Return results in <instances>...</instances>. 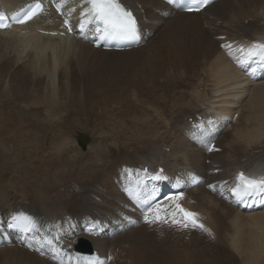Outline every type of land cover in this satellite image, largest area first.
Wrapping results in <instances>:
<instances>
[{"label":"bare ground","instance_id":"obj_1","mask_svg":"<svg viewBox=\"0 0 264 264\" xmlns=\"http://www.w3.org/2000/svg\"><path fill=\"white\" fill-rule=\"evenodd\" d=\"M31 1L33 0H0V8L8 11L10 15L14 12L13 10ZM43 1L44 11L33 20L23 25L0 29V58L8 59L9 66L14 64L23 66L20 82L32 79V76H36L38 80L42 79L52 71H56L58 76L63 77L65 67H69L68 71L65 70L69 74L73 72V75L75 70L82 69L87 77V73L96 72L95 63L100 61L102 56L120 57L127 52L135 56L134 62L126 64L121 57L119 62L122 65L119 69L125 77H131L130 81L122 84L114 79L107 83H116L130 90L132 86H137L138 96L143 97L146 77L145 75L139 76V73L136 79L132 75H136V69L140 72L146 69V61L143 59H148L147 52L150 48L152 50L154 47L158 50L159 45L155 46L151 39L152 31L155 34L160 33L158 44L162 47L158 53L167 51L169 61H183L186 65L193 64L196 60L199 64V71L196 75L194 74L196 77H191V80L186 82L191 86L189 89L191 93L178 91L175 94L169 91L170 99H159L150 114L146 115L142 110L138 118L139 128L134 129L143 130L145 134L139 137L133 133L130 134L135 144H132L131 140V145L128 143L129 146L120 144L121 142L117 145V149L115 146H110V159L99 158L100 152L94 143L88 144L90 145L89 153L80 152L76 158H73V163L70 162L69 157H65V154L47 152L51 155L50 161H43V167L42 164H38L39 167L36 169L34 167L15 169L13 162L18 159V155H10V160L2 156L0 158V194L4 195L0 198V213L4 229L8 227L13 214L23 213L19 212L20 208L33 210L37 213L39 222L42 223L38 238L48 236L53 240L51 246H40L37 244V239L32 238V234H27L26 240L31 239L35 243L32 247L26 248L20 245L24 242L22 236L25 233L16 229L19 234L14 233V243L1 242L0 244V259L3 260V264L5 261L6 264L59 263L53 261L51 257H56L58 260L66 257L67 264H173L176 262L173 258L176 255L173 253L175 245L178 243L180 246L183 236L192 233V235L210 238L218 246L225 243L222 241L223 237L228 238L226 240H230V245L242 254L243 264H264V236L252 230L253 228L264 229V199L255 198L247 202L243 201L242 203L253 210L244 211L239 203L225 199L224 195L234 186L238 172L243 171L246 176H249L251 170L254 169L253 166H256L253 163L264 164V116L261 117L263 121L259 119V112L264 113V82L258 81L261 76L255 80L249 78L251 75H257L255 63L241 64L237 61L241 64L238 66L237 62L231 60L232 58L222 49L232 46L231 49L234 50L235 55H238L237 59L242 60L244 54L239 51L241 46L249 47L251 40L255 38L264 41V0H237L234 4L229 0H215L199 12H183L178 5L171 6L162 0H123V3L134 12L138 19L140 41H146L143 48L138 45L123 50H106L102 46L96 47V35L92 32L85 34L80 32L77 24L84 6L82 0H62L65 15L69 18V26L72 28V39L68 42L71 35L69 26L64 24L63 18L54 10L51 0ZM235 8L239 16L243 14L245 17L240 23L235 22L233 26H230V23L229 25L223 23L222 19L228 18L229 11L231 10L232 14V9L235 10ZM169 14H172L171 17ZM143 17L148 21H144ZM245 18L248 21L244 24L243 19ZM260 20L263 24H260ZM223 28L226 29L225 35H232L231 39H228L229 44L217 40V38L220 39L217 35ZM244 38L251 39L243 42ZM231 49L229 51H232ZM16 52L18 54L15 55ZM139 53H143L144 56L141 57ZM45 58L52 69L42 67ZM245 72H249L250 75ZM246 79L254 83L252 84L254 95H248L250 99L243 105V109H246L244 128H237L233 133L225 135L222 133L223 127L220 122L215 127L214 134L202 136L200 128L207 125L205 123L207 120L214 121L217 119V114L225 115L228 111H230L228 114L235 111L234 108L237 106L231 107V103L239 102V98L247 91L245 89ZM160 85L162 86V83ZM182 89L184 90V87ZM211 95L215 96L213 101L218 102L216 103L218 106L209 103L212 106L211 110L215 111V113L212 112L213 115L200 104H196V101L200 103L212 101L211 97L209 98ZM219 95L221 97H218ZM50 100L43 98L40 104L50 105L51 109L56 108L55 111L62 109L57 102ZM79 100L80 98L78 102ZM165 101L171 102L170 105L163 107ZM158 105L162 106V115L166 117L157 118L159 116ZM9 111L5 107L4 111L0 110V117H3L1 118L2 125L22 124L23 115L20 112L24 113V110L17 111L13 117L7 119L9 114H4V112ZM190 117L194 120V127H190L189 133L185 134L183 129L186 124L191 125L188 123ZM159 120H163V123L160 124ZM161 128L170 130L171 134L160 133ZM189 136L196 140L199 139L201 146L189 142L191 140ZM8 141L3 142L2 140L5 148L9 145L19 148L31 147V149L42 147L40 142L28 139ZM212 143H214V149L209 152V145ZM61 146L63 142L59 141L58 149ZM85 147L84 144L82 148ZM129 147H133L132 151ZM169 150L170 154L167 153ZM83 155L88 159H85ZM31 157L33 158V155ZM67 168L71 169L68 174L65 172ZM159 168L164 170V176L166 171L172 175L169 181L175 184L176 195L183 193L178 203L184 205L189 211L197 213L199 222L205 226L207 231L191 226L182 228L171 224L170 221L167 224H150L143 219L145 210L138 206L135 193L142 189L152 192L150 188L154 182L151 179ZM186 168L199 173L197 187L192 188L191 180L184 182V178H180V174ZM208 170L210 175L207 174ZM100 177L104 178L102 184L101 180L97 181ZM147 178H150V181ZM253 178H264V170L255 172ZM167 183L166 180L164 184ZM118 184L120 187L117 186ZM209 185H214L215 190ZM175 202L166 200L161 204L171 205ZM254 202L260 205L255 210L252 208ZM110 205L115 209L109 207ZM213 207L219 209L225 219L232 224L235 230L233 235L227 237L224 231L217 232L219 229L217 223L211 220L213 219L211 215L214 211ZM116 208L120 211L116 212ZM107 213L114 217L108 218ZM119 217L127 218L126 222H119L117 220ZM112 225L114 227L110 228ZM148 226L155 228L156 231L154 229L144 230ZM247 226L252 228L251 231L247 230ZM79 237H85L91 242L92 249H94L93 255L74 250L73 246ZM169 239H173L174 244ZM40 247L44 249V254L38 253L37 250ZM64 247H66L65 252ZM207 264L226 263L220 260H210Z\"/></svg>","mask_w":264,"mask_h":264},{"label":"rangeland","instance_id":"obj_2","mask_svg":"<svg viewBox=\"0 0 264 264\" xmlns=\"http://www.w3.org/2000/svg\"><path fill=\"white\" fill-rule=\"evenodd\" d=\"M231 1L233 4L237 2V0H229V2ZM171 15L172 14H169L170 17ZM235 15H238L236 8L235 10L232 9V14L230 10L228 18L222 19V22L227 23L228 25L230 23V26H233L235 22L238 24L241 22V19L245 17V15L243 14H240V16ZM145 17H143V20L148 21L147 19H145ZM247 21L248 19H243L244 24ZM259 22L260 24H263L262 20H260ZM154 24L155 22H153V25ZM225 30L226 29L223 28L221 30V33L217 35L222 40L218 39L217 37L216 38L217 40H219V42H226L227 44H229L228 39H231L232 35H225ZM151 33V39H153L154 45H159L158 50L154 49V47L152 48V50L150 48L147 52L148 59H143V61H146V69H142L141 72L139 71V69H136V75H132L133 77H136V79L138 78L139 73V76L145 75L146 78L144 79L143 97L138 96L137 86H132V90H130V88L128 89V87H124L116 83H107V81L111 82L114 79H116V82H120L122 84H127V82L130 81L131 77H125V75L120 73L119 67L122 64L119 62V60L122 57L124 62L126 64H129L130 62H134L135 56H133V54H127V52L125 51H119L126 53L122 54L123 56L120 57H109L106 55L102 56L100 61H97L95 63L96 72H94L93 74L87 73V77H85V75L83 74L82 69H79L77 71L75 70L73 75V72L71 74L67 72L69 70V67H65L67 71L63 68L65 72L63 77L58 76L56 71H52L42 79L38 80L36 76H32V79H25L23 82H20L22 74L21 68H23V66L20 67V65L17 64L9 66L8 59L0 58V110L4 111V107L10 110L8 113L4 112V114H9V116L6 117L7 119L13 117L17 111L24 110V113L20 112V114L23 115V119H21L22 124L20 125H2L3 121L1 120V118L3 117H0V158L4 156L7 160H10V155H18V159L13 162L15 169L17 167L18 169L20 167H34L36 169L37 167H39L38 164H42L43 167L44 162H49V158L51 156L49 154L53 153H60V155L65 154V157H69L70 162L73 163V158H76L77 154H80V152L89 153V146L91 145L90 143H94L97 146L98 151L100 152L99 158L102 159H110V146H115V148L117 149V145L120 142V144H127V146L131 145V143L135 144L134 138H132L133 136H131L130 134L133 133L137 137L145 134V131L143 130L134 129L139 128L138 118L141 116L140 112L143 110L145 111L146 115L150 114V112H152L153 108L156 106L154 104L159 99H170L169 91H173L175 92V94L178 93V91H188L189 93H191V91L189 90L191 86L186 84V82L190 81L191 77H196L195 75L199 71V64L196 60L193 62V64L191 63L186 65V63H184L183 61H169L167 57L169 56L167 51L158 53L160 52L159 50H161L162 47L160 44H158L160 41V39H158L160 33L155 34L154 31H152ZM68 39V42H70V40L72 39L71 35ZM145 44L146 42L143 41V43L138 47L143 48ZM231 47L232 46H227L226 48L223 47V52H225L230 58L234 57L235 62H237L239 61L237 59L238 55H235V52L233 49H231ZM19 49L22 50L21 48ZM229 49H231L232 51H229ZM17 51L19 52L18 49ZM16 54L18 53L16 52L15 55ZM139 54L141 55V57L144 56L143 53ZM163 60H165L164 63H162ZM17 66H19L20 68ZM42 67L52 69L48 65L46 58L42 63ZM131 67L132 66H130V68ZM246 81L248 82L249 80L246 79ZM258 81L264 82V77H260ZM131 82H133V80ZM247 82L245 85V89L247 91L239 98L240 101L237 103H231V107L233 105L237 106L234 108L235 111L233 110L234 112L231 114H228L230 113V111H228L227 114L221 115V117L232 120L231 122H229V125L224 126V128L222 129V133L225 135L230 134V132L233 133V131L237 128H244L243 122L246 121V109H243V105H245V103H247V100L250 99V94L254 95V90L252 91L254 83ZM161 83L162 86L160 85ZM183 87L184 90L182 89ZM133 90L134 92L132 93ZM230 92L232 91L230 90ZM214 97H212V95L209 96L210 100L212 99V101H204V103L196 101V104H200L202 108L206 109V111L208 110V112L210 113H215L214 109L211 110L212 106L209 105L210 103L213 106H218V104H216L218 102L213 101ZM218 97L221 96L219 95ZM43 98H49V100L51 99L52 101L57 102L62 109L55 111L56 108L51 109L50 105L44 106L43 104H40V101ZM78 98H80L79 102ZM170 103L168 101H165L163 103V107H166L164 105H170ZM64 105H66V107ZM208 106H210L209 109H207ZM161 107L162 106L158 105L159 116L157 118L166 117L165 115H162ZM257 113L258 112H256V114ZM262 116H264V113L259 112L260 121H263V119L261 118ZM189 119L191 123H193L191 117L188 118V121ZM14 122L12 124H14ZM159 122H161L160 124H162L163 120H159ZM188 131L189 127L186 125L183 129V132H185V134H188ZM160 133L171 134L170 130H165L164 128H161ZM82 134H86L87 138L89 139V141L87 140L85 143V148H82L84 146L81 143ZM7 139L12 141L28 139L33 142H40L39 144L42 147L38 149H31V147L19 148L17 146L9 145L8 149L5 148L6 146L3 144V142L8 141ZM59 141L63 142V146L58 149L57 145ZM189 142L196 145L194 139L190 140ZM1 146H3L4 149ZM197 146H201L200 141ZM131 148L129 147L130 151H132ZM166 149V151H168V148ZM211 151H213V149L209 148V152ZM47 152H49V154ZM167 153L170 154V150ZM32 155L33 158L37 160L36 164L35 160L31 157ZM83 156L85 159H88L87 156ZM42 157L44 159H41ZM33 162L35 165L32 164ZM59 162L61 163V161ZM207 162L209 161L207 160ZM254 165L264 167V164H259L258 162H256ZM3 169H5V167H3ZM65 170V172L68 174V171L71 169L67 168ZM184 171L185 172L181 174V177L188 179H192V177H195L196 180V172H194V170H192L191 168H186V170ZM186 171H189L190 173H187ZM209 172L210 171L208 170V175H210ZM167 175H169L168 172ZM54 177H56V175ZM99 180H101V184L102 182H104L103 177L97 179V181ZM117 186L120 187L119 184ZM100 190H102V188H100ZM3 195L4 194H0V198ZM117 200L121 201L122 199ZM109 207L113 208L114 206L110 205ZM113 209H115V207ZM212 210L214 211L211 213V215L213 216V219L211 218V220L217 223V226L219 228L217 232L221 233V231H224L227 237L229 235H233L235 231L234 227L231 223H229L228 220L225 219L223 213H221V211L216 207H213ZM19 212H23L36 217V220L38 219L37 213H34L33 210H23L20 208ZM109 213H107V215L110 217L111 214ZM120 220L121 222L125 221L123 218H120ZM151 229H154L156 231L155 228H151L150 226L144 228V230L146 231H149ZM251 229L252 228H250V226H247V230L251 231ZM252 230H254V232L256 231V234H262L264 236V229L253 228ZM192 234H186L185 236H183V240L180 242L181 245L179 244L180 246H178V243L177 245H175V251L173 253L176 254V258H173L176 260V264H207L210 262V260H220L224 261L226 264H243L241 262L242 254H240L232 247V245H230V240H226L228 238L225 239V237H223L222 241L225 243H223L221 246H218L210 238ZM12 237L14 238L13 234ZM169 240H171L174 244L173 239ZM14 241L15 238L13 239V243ZM29 242L32 243L33 241ZM39 251L43 253V251L38 250V252ZM118 262L120 263V261ZM0 264H3V260L1 259Z\"/></svg>","mask_w":264,"mask_h":264},{"label":"snow or ice","instance_id":"obj_3","mask_svg":"<svg viewBox=\"0 0 264 264\" xmlns=\"http://www.w3.org/2000/svg\"><path fill=\"white\" fill-rule=\"evenodd\" d=\"M210 0H188L187 11H199L207 6ZM83 10L80 13V19L77 24L82 34L92 32L99 39L112 40H136L139 35V23L134 12L128 8L123 0H82ZM195 4L196 7L191 5ZM63 4L57 5L62 7ZM40 4H37L34 9L24 15L19 23H25L30 20L38 9ZM6 17L0 14V28L6 27ZM66 25L69 21L65 20ZM72 28L69 26V31ZM239 51L244 54V59L239 60L241 64L257 63L264 65V42L254 41L249 47L241 46ZM147 171V170H145ZM163 169H160L152 178L155 180L166 179L163 175ZM194 180L195 177H192ZM226 183V182H225ZM209 187L215 190L214 185ZM232 194L242 201L248 199L261 198L264 199V178H251L245 175L243 171L238 172L235 177L234 186L230 189ZM152 192L147 189L135 193L137 201L145 206L144 220L147 223H169L178 225L182 228H200L205 231V226L199 222L198 214L185 209L178 201L182 199L183 193L166 197L165 199L176 201L171 205H162L153 199ZM9 228H14L25 234H32L33 239H37V244L40 246L53 244V240L48 236L38 238V233L41 225L35 217L26 213H15L12 215Z\"/></svg>","mask_w":264,"mask_h":264},{"label":"water","instance_id":"obj_4","mask_svg":"<svg viewBox=\"0 0 264 264\" xmlns=\"http://www.w3.org/2000/svg\"><path fill=\"white\" fill-rule=\"evenodd\" d=\"M86 140H87L86 136L82 135V142L85 143ZM77 249L78 250H82V251H90V248L89 247H85V246L84 247L83 246H79V247H77Z\"/></svg>","mask_w":264,"mask_h":264}]
</instances>
